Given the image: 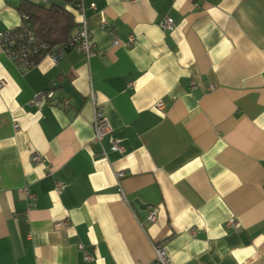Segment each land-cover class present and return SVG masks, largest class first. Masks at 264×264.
<instances>
[{
    "label": "crops",
    "instance_id": "obj_1",
    "mask_svg": "<svg viewBox=\"0 0 264 264\" xmlns=\"http://www.w3.org/2000/svg\"><path fill=\"white\" fill-rule=\"evenodd\" d=\"M23 1L59 2L0 0V33ZM80 5L92 58L21 73L0 47V264H148L156 245L169 264H264V0ZM90 92L110 127L94 146Z\"/></svg>",
    "mask_w": 264,
    "mask_h": 264
},
{
    "label": "built area",
    "instance_id": "obj_2",
    "mask_svg": "<svg viewBox=\"0 0 264 264\" xmlns=\"http://www.w3.org/2000/svg\"><path fill=\"white\" fill-rule=\"evenodd\" d=\"M46 1V0H45ZM134 2L137 0H126ZM77 11L79 12V20L76 22L77 26L74 32L70 35L69 39L53 49H46L45 46L36 45V40L33 36V32L30 29L22 30V26L19 25L20 31L17 32L15 29H8L0 33V47L5 56L15 65V67L21 73H25L30 68L37 65L43 57H48L52 63H57L61 59L62 55L71 49L77 50L80 52L86 59H90L95 56L94 46L91 41V35L87 28V19L84 15L83 8L80 3L78 5ZM160 27L164 31H172L174 29L173 21L170 18H165V20L160 24ZM105 29V25L102 26ZM22 30V31H21ZM134 41L133 37H129L126 45ZM116 39L114 44L118 43ZM45 51L44 54H42ZM39 57L37 61L35 58ZM2 83H0L1 85ZM90 103L93 107V137L90 142L92 146L101 145L102 139L110 132L109 123L106 117L103 114V107L97 103L96 97L93 92H90L89 95ZM53 98L52 92H43L36 94L30 101L31 105L40 106L50 99ZM59 105L65 106L68 104L66 99H60L58 102ZM157 110L162 109V104L158 103L156 105ZM14 129H17V125H13ZM111 150L116 152H123V147L120 146L115 141L112 142ZM101 157L106 158L104 151L101 152ZM34 163H40V157L34 155L32 157ZM118 179L124 177V174L119 172L116 174ZM56 191L60 192L63 188L61 183L56 184ZM24 195L26 200L30 203L35 201L33 193L29 192L28 189H24ZM148 221L154 220V212L150 211L147 217ZM228 229H233L238 227V223L231 219L226 223ZM194 234V231L191 232ZM86 260H89V257H85ZM148 264H169L168 256L164 248L160 245L154 247V259L151 263Z\"/></svg>",
    "mask_w": 264,
    "mask_h": 264
},
{
    "label": "trees",
    "instance_id": "obj_3",
    "mask_svg": "<svg viewBox=\"0 0 264 264\" xmlns=\"http://www.w3.org/2000/svg\"><path fill=\"white\" fill-rule=\"evenodd\" d=\"M80 0H59L46 7L23 1L18 7L21 16L22 30L30 29L36 40V45L45 46L51 50L65 43L74 32L77 24L73 14L65 9L77 10ZM21 30V31H22ZM15 31L19 32L18 26ZM45 51L42 53L44 54ZM37 61L39 57L35 58Z\"/></svg>",
    "mask_w": 264,
    "mask_h": 264
},
{
    "label": "water",
    "instance_id": "obj_4",
    "mask_svg": "<svg viewBox=\"0 0 264 264\" xmlns=\"http://www.w3.org/2000/svg\"><path fill=\"white\" fill-rule=\"evenodd\" d=\"M137 204H139V203L137 202Z\"/></svg>",
    "mask_w": 264,
    "mask_h": 264
}]
</instances>
